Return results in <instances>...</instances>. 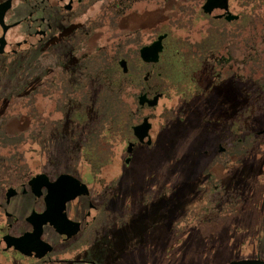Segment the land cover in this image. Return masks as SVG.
<instances>
[{
    "label": "rangeland",
    "instance_id": "rangeland-1",
    "mask_svg": "<svg viewBox=\"0 0 264 264\" xmlns=\"http://www.w3.org/2000/svg\"><path fill=\"white\" fill-rule=\"evenodd\" d=\"M228 1L232 13L247 14L248 8L241 0ZM204 2L167 1L168 45L180 51L173 53L168 49L153 70L141 71L139 77L136 76L137 71H131L129 79L133 82V90L125 88L124 98L106 91L105 84L102 98L98 99L100 94L97 90L86 91L84 108L86 111L88 108L90 113L103 115L104 132H110L109 136L115 130L118 111L138 110L137 97L143 87L155 91V94H163L155 108L145 107L138 113L139 122L144 117L149 118L153 146L136 150L125 168L122 156L126 144H120L114 150L110 141H105V145L111 148V154H105L106 163L96 169L87 162L96 156L91 148V156H84L83 163L78 152L69 151L66 138L55 142L53 125L49 118V121L46 119V113L53 104L47 100L45 104L39 102L37 107L45 110L40 120L30 119V123H21L20 119H15L6 128V117L10 116L8 110L12 105L10 102L7 105L8 100H2L0 123L5 121L4 131L8 136L20 138L22 134L26 142L18 143L12 155L23 158L26 166L13 170L0 165V178L15 181L38 174L54 178L66 174L57 172L74 166L73 169L82 176L74 178L88 187V199L97 207L93 211L97 220H88L84 226V250H77L73 257L82 255L95 264H227L248 258L264 260V153L254 161L246 159L249 151L264 152V138L258 137L248 146L236 135L233 139L235 157L231 164L226 167L212 165L210 158L197 156L196 152L209 150L220 138L214 128L215 114L233 94L219 87L201 98H193L201 84L200 73L195 75L196 71L206 68L208 64L204 63L212 62V54L222 58L223 63L231 58L229 63L237 66H256L263 74L264 57L260 59L261 65H256L249 58L246 60V28L241 23L242 26L238 23L231 27L225 21L217 22L204 15L198 10ZM95 43L96 39H89L88 46L97 48ZM197 45L200 49L196 51L188 48ZM213 46L214 52L207 53ZM63 47L60 46L59 50L64 51ZM88 50L92 56L93 50ZM250 50L253 51L251 47ZM258 51L264 53V47ZM105 56L110 55L106 53ZM27 61L36 66L41 64L37 54ZM171 63L176 66L172 64L170 67ZM225 65L213 70L214 74H221V79L227 75ZM27 70L24 67L21 72L27 73ZM146 73L149 76L144 84ZM206 79L207 83L216 84V77ZM12 80L15 81L14 76ZM99 81H94L89 75L88 87ZM92 125L87 131L84 129L87 139L91 128L96 132V124ZM263 126L264 119L258 116L254 130L256 136ZM81 130L77 133L80 134ZM29 134L35 138L40 136L37 140L46 142V147L41 149L34 141L29 142ZM239 142L241 145L237 146ZM85 143H90V140ZM142 152L147 153L146 157L141 155ZM205 171L216 178H203ZM146 189L151 197L148 207L142 208L139 199L141 190ZM236 191H244L245 197L241 194L236 201ZM222 195L224 199L221 202L225 201V204L218 208L217 201Z\"/></svg>",
    "mask_w": 264,
    "mask_h": 264
},
{
    "label": "flooded vegetation",
    "instance_id": "flooded-vegetation-1",
    "mask_svg": "<svg viewBox=\"0 0 264 264\" xmlns=\"http://www.w3.org/2000/svg\"><path fill=\"white\" fill-rule=\"evenodd\" d=\"M167 1L0 0V104L3 99L8 100L11 86H17L20 82L26 88L33 86L37 82L35 80L44 78L46 75L48 77L52 71L86 70L91 66V62L106 60L104 59L106 53L110 55L109 60L115 61L118 67H120L119 62L123 61L126 70H153L162 61L168 49H172L173 53L180 51L168 45L170 34L165 10ZM194 2H199V0H193V4ZM201 8L202 5H199L200 12H202ZM228 10L238 19L226 22V24L231 27L238 25L240 16L231 12L229 1ZM221 14L222 11L215 10L206 16H211L214 21L221 22L224 21L223 18H215ZM163 35L166 37L162 41L163 49L158 63H144L139 56L140 50L150 46ZM92 38L96 39L97 48L88 46V41ZM60 46L64 48V51L59 50ZM188 48L193 51L200 49L198 45ZM88 49L93 50L91 53L97 54L98 58L88 54ZM213 52L214 47L207 51V53ZM33 54L39 55L40 65L36 66L27 61ZM229 60L231 61V58ZM206 64L209 66L200 69L201 84L196 95L193 94L195 99L212 93V89H216V84L207 83L205 79L219 77L220 74L213 73L214 64L204 63ZM228 64L230 67L227 70L229 71H233L232 67L237 65ZM24 67L28 69L27 73L21 72ZM242 67L243 65H241L243 76ZM236 71L238 72V70L234 72ZM146 75L149 76V73H146L144 77ZM13 76L15 81L12 80ZM225 88L231 89V86ZM148 89L143 87L139 95L149 96ZM243 130H246L245 126ZM217 131L220 134L218 141L209 150L197 151L196 155L210 158L212 165L218 164L226 167L235 157L233 156V132L230 128L222 131V127ZM150 132L151 144L147 145L138 143L131 131V137L126 140L125 144L126 146L129 143L133 145L132 152L126 154L125 148V153L121 155L124 157L122 159L123 168L129 166L136 150L142 151L143 148L150 149L153 146ZM258 134V136H263L264 130ZM141 155L146 157L147 153L142 152ZM127 158H129V163L125 164ZM204 173L203 178H216L211 173H206V171ZM69 176L75 177L72 174ZM46 177L48 183H53L57 179V176ZM33 179L17 178L13 181L12 178H0V264H95L85 260L82 255L75 258L73 254L79 249L84 250V226L88 220L90 222L97 220L93 215L97 207L84 196L65 202L63 206L65 218L68 222L78 225V232L70 238L60 236L49 224L39 225L43 220L41 217L53 199H49L51 192L46 187L44 179L34 181ZM141 194L139 203L142 208L148 207L150 192L147 189L141 190ZM88 201L91 208H89ZM56 205L61 204L58 202ZM39 229L41 230L39 240L51 248L50 252L41 258L34 257L35 253L23 254V252H30L39 247L44 250V247L39 246L40 244L34 238L29 239ZM6 238L9 244L3 242ZM40 252L38 251L37 254Z\"/></svg>",
    "mask_w": 264,
    "mask_h": 264
},
{
    "label": "trees",
    "instance_id": "trees-1",
    "mask_svg": "<svg viewBox=\"0 0 264 264\" xmlns=\"http://www.w3.org/2000/svg\"><path fill=\"white\" fill-rule=\"evenodd\" d=\"M241 2L248 8L247 14L246 12L245 14L239 13L240 19L238 22L239 24H243V27L246 28L244 31L248 38V54L246 55V60L249 58L251 62H256V65H261L260 59L264 57V53L258 50L264 47V0H241ZM250 47L253 50L252 52ZM249 55L253 56V59L250 58ZM92 57L98 58L97 54H93ZM210 57H212L211 63L214 64L213 69L221 67L228 61L226 60V62L223 63L222 58L216 57L213 54ZM109 58L110 56H105L104 54V59L106 60L91 62V66L86 70L52 71L48 77L46 75L44 78L35 80L37 81L34 83L35 85L28 86L27 88L24 87L21 82L17 86H11L9 88L10 92L8 93L7 105L8 102H10L12 106H8L11 109L8 110L10 116L6 117L8 121L6 128L10 127V124L15 119H20L21 123L25 121L30 123V119H32V121L40 120L45 110L42 111L37 107L39 102L45 104L47 100L53 104L52 109L46 113V119L49 121V118L53 125L55 134H51V136L53 135V137H56L55 142L61 138H66L68 140L69 151L78 152L81 155L83 163L84 156L88 158L91 156L89 152H95V158H93V160L87 159V162L89 164L91 163V166L93 165L94 168L100 169L104 163H106L104 155L111 154V148L105 145V141L107 143L110 141L109 144L114 150L116 146L125 144L126 140L131 137V128L140 121L138 113L140 109H142L138 107V110L135 111L131 109L128 110V113L118 111L119 116L117 119L115 118V130L114 132L112 131L113 133L109 136L110 132L109 134L104 132L103 115L100 113H90L88 108L87 111L86 108H84V100L87 96L86 91L88 89H90V91L97 90V93L100 94L98 99L99 97L102 98V93L104 94V91L102 92L104 84L107 86L106 91L114 95L123 96L125 88H130L131 91L133 90V82L129 79L132 70H127L126 73H123L121 68L115 64V61H110ZM228 63L225 65L227 67L226 77L221 79V74L219 77H216V90L219 87L225 88L231 86V89L228 90L232 92L233 97L230 101L223 102V108L215 114L213 122L214 128L218 130L222 127V131L227 128L232 129L233 137L238 135L242 143L247 142L249 146L253 144L258 137L264 138V136H256L254 131L257 117L261 116L264 119V74L260 68L253 65L246 66V64H244L242 67V76L241 65H235L232 67L233 71H229L227 70L230 67ZM172 64L174 65L175 63H171L170 67L173 66ZM235 70H238V72H234ZM140 72L141 71H137V77H139ZM199 73L200 70L196 71L195 75ZM89 75L94 81H100L88 87L90 83ZM208 78L210 79L211 77ZM144 84L146 83L144 82ZM148 90L150 93L148 97L155 94V91L151 89ZM216 90L212 89V92ZM159 94L162 93L160 92ZM124 97L125 95L123 98ZM133 99H136L135 95H133ZM133 105H135V101ZM91 121H93L92 124H96V132H92L94 128H91L92 131L90 130L91 133L88 136L90 143L84 144V142L88 140L85 130L87 131L89 126L93 127L92 124L88 125ZM4 125L5 121L3 120L2 123H0V165L6 166L7 169L19 170L23 166H26V164H24L26 162H24L23 158H19L18 155L14 158L12 152L17 148L18 143H24L26 141L23 139L22 134L20 138L8 136L4 131ZM86 126H88V128ZM244 126L246 127L245 131L243 130ZM79 129H82L80 134L77 133ZM241 133H243V135ZM36 137L37 138H35L33 134H29L27 140H29V142L34 141L41 149L45 148L46 146H44V144H46V142H40L37 140L40 139V136ZM92 137H95L94 140H91ZM240 145L241 142L237 143V146ZM89 148L92 150L90 151ZM262 153H264L262 150H256L255 153H250L249 151L246 155V159L254 161L257 157H260ZM73 167L74 166H72V168H65L57 173H69L75 175L77 178H82ZM241 194L245 197L244 191H241V193L239 191L235 192L236 201L241 198ZM222 199H224V195L217 201L218 208H221L225 204V201L221 202Z\"/></svg>",
    "mask_w": 264,
    "mask_h": 264
},
{
    "label": "water",
    "instance_id": "water-1",
    "mask_svg": "<svg viewBox=\"0 0 264 264\" xmlns=\"http://www.w3.org/2000/svg\"><path fill=\"white\" fill-rule=\"evenodd\" d=\"M203 14L210 15L213 11H222V14L215 17L216 19L223 18L225 22H231L238 19L237 16L232 15L228 10V0H205L204 4L201 8ZM165 35L159 37L156 41H154L150 46L145 47L140 50L139 56L140 59L147 64H157L159 61V56L162 52L163 46L162 41L165 39ZM119 66L123 73H126V67L125 63L119 62ZM148 75H146L143 78V81H147ZM162 98V94H154L151 97H148L146 94H140L137 97V104L140 108L147 107L149 109L155 108L158 105L159 100ZM151 130V124L149 122L148 117H144L142 121L133 126L131 131L133 134V137L137 140L138 143L147 145L151 144V138L149 135V132ZM146 140V142H145ZM133 145L129 143L126 146V154H130L132 152ZM129 163V158L125 160V164ZM33 181L37 179H44L46 182V187L49 188L51 192L50 200L53 199V201H50V204L47 206V211L45 214L41 217V222L39 225H45L49 224L55 232L60 236H66V238H70L71 236H74L78 232V225L72 224L68 222L65 218V215L63 213V206L65 202L72 201L76 197L84 196V198L89 197V190L88 187L75 179L74 177H71L69 175H59L55 182L48 183V179L44 174H38L33 177ZM60 202L61 205H56ZM91 204L89 203V208H91ZM39 227V226H38ZM41 234V230L39 229L36 231L34 235H32L29 239L32 240L33 238L40 244L39 246H43V249L37 248L34 250H30V252H23V254H29L35 253L34 257L41 258L43 255H45L47 252H50L51 248L40 242L39 237ZM11 239H9L10 241ZM8 239L6 238L7 244H9ZM5 243V244H6ZM41 247V248H43ZM9 250V248L7 249ZM38 251H41L39 254H37ZM227 264H264V260L261 259H243V260H237V261H231Z\"/></svg>",
    "mask_w": 264,
    "mask_h": 264
}]
</instances>
